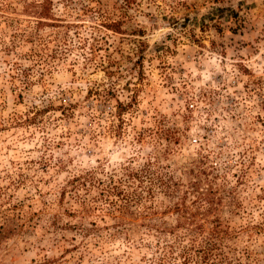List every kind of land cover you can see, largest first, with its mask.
I'll use <instances>...</instances> for the list:
<instances>
[{
	"label": "rangeland",
	"instance_id": "1",
	"mask_svg": "<svg viewBox=\"0 0 264 264\" xmlns=\"http://www.w3.org/2000/svg\"><path fill=\"white\" fill-rule=\"evenodd\" d=\"M263 25L264 0H0V264H264Z\"/></svg>",
	"mask_w": 264,
	"mask_h": 264
},
{
	"label": "built area",
	"instance_id": "2",
	"mask_svg": "<svg viewBox=\"0 0 264 264\" xmlns=\"http://www.w3.org/2000/svg\"><path fill=\"white\" fill-rule=\"evenodd\" d=\"M258 35V41L261 43L262 47H256L254 55L251 56V62L254 65V71H256V80L264 79V25L262 26ZM261 83V82H260Z\"/></svg>",
	"mask_w": 264,
	"mask_h": 264
},
{
	"label": "trees",
	"instance_id": "3",
	"mask_svg": "<svg viewBox=\"0 0 264 264\" xmlns=\"http://www.w3.org/2000/svg\"><path fill=\"white\" fill-rule=\"evenodd\" d=\"M41 14H44V13H41ZM211 237H208L207 242L205 243V246H207V248L205 249V247H204V249H202V251H201L202 254L200 255V257H202V258L207 259V255H209V250L211 249V247H213V243L211 242V240H212Z\"/></svg>",
	"mask_w": 264,
	"mask_h": 264
}]
</instances>
